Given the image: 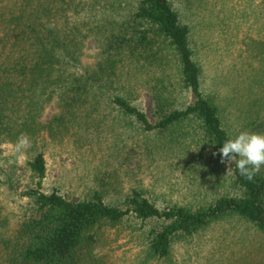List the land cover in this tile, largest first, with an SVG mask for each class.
<instances>
[{
    "label": "trees",
    "instance_id": "1",
    "mask_svg": "<svg viewBox=\"0 0 264 264\" xmlns=\"http://www.w3.org/2000/svg\"><path fill=\"white\" fill-rule=\"evenodd\" d=\"M208 1L0 0V146H8L0 150V208L8 206L1 194L17 193L28 178L14 224L0 221L5 264H107L98 250L116 230L136 233L141 253L163 264L175 262L177 248L183 264L264 259V166L249 180L238 157L219 155L230 136L264 133V0H226L247 22L235 24L245 50L228 71L209 64L213 74L204 70L191 12L208 11L206 27L216 14ZM91 40L94 58L83 64ZM209 44L204 57L215 49ZM50 105L55 112L43 121ZM124 129L157 138L165 175L182 171L179 201L164 204L138 184L113 198L105 182L90 179L99 156L116 149L128 173L120 152L127 146L118 144ZM56 153L76 157V192L45 188L47 155Z\"/></svg>",
    "mask_w": 264,
    "mask_h": 264
},
{
    "label": "rangeland",
    "instance_id": "2",
    "mask_svg": "<svg viewBox=\"0 0 264 264\" xmlns=\"http://www.w3.org/2000/svg\"><path fill=\"white\" fill-rule=\"evenodd\" d=\"M208 3H214L213 9L216 11V14L209 17L207 21L208 25L206 27H202V22L205 19L206 14H209V12L202 11L201 15H199L198 7L195 5L191 7V12L193 14L194 22L196 23L194 41L196 42L198 49L200 46H203V50L199 49L200 53L203 54V59L201 60L205 72L210 74L212 70L209 68V64L211 66L214 64L215 67L218 66V68L221 69L224 67V69L228 71L227 65L234 62L233 56L236 55V53L238 54L240 48H243V51L245 50V46L243 47V44L241 43L245 34L239 33L235 24L247 22L242 17H237L240 10H236V8L228 4L226 0L224 3L219 0H211L208 1ZM228 11L231 13H228ZM210 32L212 38H210ZM223 37L226 38L224 39ZM226 40H229V43H226ZM209 43L214 45L215 49L209 51L207 57H204L205 46H208ZM95 50L96 43L92 40L89 41L82 58L83 64H89L93 61ZM240 54H242L241 51ZM142 101L148 117L151 118L150 98L143 95ZM54 112V106H48L43 116V121L48 120ZM126 129H124L119 135L120 141H118V144L121 145L124 143L127 146L124 150H120V152L122 157H128L125 161V167L128 173L123 174L124 166L123 170L119 168V162L116 159L118 149H116L117 152L111 153V157L105 156L102 158V155L99 156L102 159V163L96 171H91L89 176L90 179L94 180L96 176L100 178V181L105 182L107 189H109L108 192L113 198H119L126 188L130 187L132 184H138V186L153 188L160 197V201L164 200V204L179 201L184 190V187H182L183 179H181L182 171L171 168L168 175H165L167 167L165 166L166 164L164 161L166 158L164 156L158 157V153H155L158 148L157 143H159L157 138L154 135H141L132 130L129 134ZM114 138L115 137L112 136L106 144H110V140L113 141ZM147 147L154 152V154H151V157L140 153L141 150H145ZM0 150L3 153H7L8 146L2 144ZM47 156V174L43 181L45 188L49 190L53 187H58L68 194L76 192L77 187H75V185H78V179L81 177L80 174L82 172L81 167L76 162V157L72 153H56L53 155L48 154ZM106 159L108 161L104 162ZM18 170L19 173L22 174V170ZM27 182L28 178L20 179V181L17 182L16 187L18 188V192L22 191ZM18 192L6 195L7 197L9 196L8 198H4L1 194V201L8 204V206L0 208V221L8 216L10 219L8 227L10 228L15 221V212L21 208V204H19L18 201L20 193ZM24 200L25 199H22V201ZM15 207H17L15 209L16 211H14ZM8 209L13 210V212H7L6 210ZM125 234L126 231L123 230L112 232L109 234L107 243L102 246L100 251L98 250V255H101L102 253L106 254L107 264H163L162 261L156 259L150 260L141 253L142 247L136 241V233H134L133 237L132 235L127 236ZM180 253L181 250L177 248L174 257L175 262L173 264H183L179 255ZM143 257L146 259L142 261L141 259ZM239 262H241V260L225 257H217L213 259L194 257L192 260H189L187 264H236ZM0 264H5L1 251ZM243 264H264V259L259 261V263L243 259Z\"/></svg>",
    "mask_w": 264,
    "mask_h": 264
},
{
    "label": "clouds",
    "instance_id": "3",
    "mask_svg": "<svg viewBox=\"0 0 264 264\" xmlns=\"http://www.w3.org/2000/svg\"><path fill=\"white\" fill-rule=\"evenodd\" d=\"M222 162H229L233 157L241 176L251 180L264 166V133L241 131L230 136L219 149Z\"/></svg>",
    "mask_w": 264,
    "mask_h": 264
}]
</instances>
